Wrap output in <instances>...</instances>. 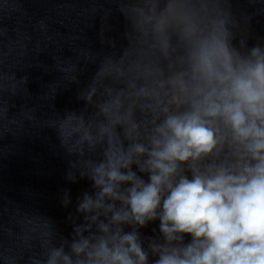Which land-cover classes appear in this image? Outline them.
Here are the masks:
<instances>
[{
  "label": "clouds",
  "instance_id": "clouds-1",
  "mask_svg": "<svg viewBox=\"0 0 264 264\" xmlns=\"http://www.w3.org/2000/svg\"><path fill=\"white\" fill-rule=\"evenodd\" d=\"M176 23L175 49L172 25L152 24L166 66L139 68L88 113L91 88L84 110L50 125L66 179L91 187L70 237L33 264H264V46L237 48L222 17Z\"/></svg>",
  "mask_w": 264,
  "mask_h": 264
}]
</instances>
